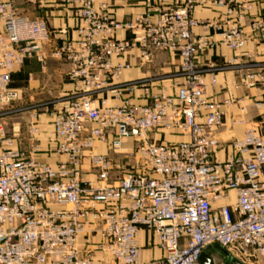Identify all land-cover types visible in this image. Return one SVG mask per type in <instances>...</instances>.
I'll list each match as a JSON object with an SVG mask.
<instances>
[{
  "label": "built area",
  "instance_id": "1",
  "mask_svg": "<svg viewBox=\"0 0 264 264\" xmlns=\"http://www.w3.org/2000/svg\"><path fill=\"white\" fill-rule=\"evenodd\" d=\"M74 1L77 39L64 38L53 55L71 64L68 76L80 89L51 112L55 151L65 156L54 167L16 148L4 121L17 111L11 107L19 98L10 86L12 72L26 59L43 56L53 33L45 19L19 13L14 0H0V108L9 106L0 110V264H96L103 261L96 253L105 250L112 261L101 264H202L201 254L214 245L232 259L264 261V134L250 126L232 141V155L215 157L222 105L233 101L206 97L218 78L212 72L207 80L198 63L202 52L220 44L239 50L249 41H264V14L246 23L250 1L174 0L167 7L148 4L145 12L119 21L98 8V0ZM201 3L226 6L234 19L226 27L216 19L198 20L193 12ZM198 25L219 38L194 34ZM122 29L132 36L118 38ZM133 47L145 55L158 49L178 54L183 82L172 93L151 94L146 81H132L116 88L120 104L98 101L108 79L128 66L115 65L113 58ZM240 85L264 88V63L249 64L235 83ZM137 88L149 102L132 101ZM160 130L187 138L152 137ZM112 134L116 163L94 151ZM127 138L135 139L129 147ZM38 151L35 144L32 152ZM120 154L133 161L110 182L115 165L125 168L117 161ZM85 172L97 186L83 178ZM141 231L155 240L161 257L143 259ZM90 234H100L99 240Z\"/></svg>",
  "mask_w": 264,
  "mask_h": 264
},
{
  "label": "crops",
  "instance_id": "2",
  "mask_svg": "<svg viewBox=\"0 0 264 264\" xmlns=\"http://www.w3.org/2000/svg\"><path fill=\"white\" fill-rule=\"evenodd\" d=\"M6 1V0H3ZM240 3L250 1L252 9L246 11L245 22L248 23L251 16L264 14V0H237ZM174 0H98L97 7L103 8L112 18L126 21L145 12L148 4L154 8L170 6ZM77 2L74 0H40L38 4L32 5L25 0H14V5L19 13L31 17H41L46 20L53 36L51 40L43 45L41 57L34 56L15 68L12 72L10 86L19 90V98L11 107L17 111L4 116L6 130L9 136L15 138L14 146L26 154L32 155L41 162L57 166L58 162L65 160V156L55 151L54 127L52 110L42 103L47 97L70 98L80 89V82L71 79L68 74L71 64L58 56L53 55L54 49L61 45L64 38L77 39V27L79 19L75 15ZM198 20H218L226 27L234 19V14H228L226 6H216L209 3L198 4L193 12ZM2 28V23H0ZM66 30L67 34L60 31ZM194 34L213 35L215 39L219 36L213 29L198 25L193 30ZM116 36L120 39L130 38L132 33L127 30H118ZM113 63L128 64L124 67L118 78L110 77L104 90L96 94L98 101L105 99L110 105L120 104L122 98L117 95L116 88L120 84L143 80L150 86L151 94L161 92L172 93L176 84L183 82L181 74V59L175 52L166 49H158L145 55L139 47L131 48L122 56H115ZM198 63L206 72L207 80L214 72L218 78L215 87H209L206 97L210 101L224 102L230 98L233 102L223 104L225 113L224 122L218 128L216 135L220 146L215 150L218 160H225L234 153L232 141L242 138L248 127L254 126L259 133L264 134V88H246L235 86L241 80L247 66L261 65L264 63V41H249L246 46L239 50H232L226 45L220 44L216 48L207 49L198 56ZM124 94L123 96H127ZM122 96V97H123ZM135 103L144 104L150 101L144 97V90L137 88L130 96ZM61 104V105H60ZM9 107V106H8ZM37 126V132H31V126ZM155 139L180 141L187 137L182 134L163 133L161 130L151 134ZM114 135L109 136V142H97L95 152L108 154L116 163V149H113L111 141ZM125 146H131L133 138L124 139ZM39 146L38 152H32L34 145ZM133 144V143H132ZM94 176L85 172L83 178L89 179ZM112 178H116V165ZM115 180V179H114ZM146 231L140 232V241L143 246L142 257L148 261L159 258L162 251L159 249L153 237ZM218 246H210L205 252L211 255L213 264H224L228 258L218 253Z\"/></svg>",
  "mask_w": 264,
  "mask_h": 264
},
{
  "label": "rangeland",
  "instance_id": "3",
  "mask_svg": "<svg viewBox=\"0 0 264 264\" xmlns=\"http://www.w3.org/2000/svg\"><path fill=\"white\" fill-rule=\"evenodd\" d=\"M66 100V98H61V99H57V98H52V97H47L42 103H46V104H44V107H48L50 110H52L53 108H55L56 106H58V105H56V104H58V102H60L61 104L64 102ZM12 104V103H11ZM60 104V105H61ZM8 107V105H6V106H3L2 108H0V110H2V109H4V108H7ZM168 132V131H167ZM126 141V140H125ZM175 141V140H174ZM177 141V140H176ZM135 142V141H134ZM131 144H132V140H131V142H130ZM135 146H136V143H135ZM117 161L120 163V164H122V165H124L125 166V168L124 167H122V168H118L117 170H116V178H111L110 179V182H113V181H115V180H117L118 179V177L121 175V173L123 172V171H125L126 169H129V167L126 165L127 163H130V162H132L133 161V156L131 155V156H129V157H125V155L124 154H120L119 156H117ZM91 173V172H90ZM90 180H92V181H95L94 182V185L95 186H97L98 184H97V182H96V178H95V176H91L90 178H89ZM115 179V180H114ZM83 235H84V233H81V238L83 237ZM91 235V238L93 239V240H99V237H100V234H90ZM217 251H218V253H220L221 255L222 254H226V251H224L223 249H217ZM143 252V251H142ZM96 257H97V259L98 258H100V259H102L103 261L102 262H104V263H110L111 261H112V256H111V254H110V252L109 251H107V250H105V251H99V252H97L96 253ZM237 260V259H236ZM238 261H240L242 264H264V261L263 260H257V261H255V262H251V261H248V260H238ZM101 261H99V262H97L96 264H101L102 263ZM220 264V263H219Z\"/></svg>",
  "mask_w": 264,
  "mask_h": 264
},
{
  "label": "water",
  "instance_id": "4",
  "mask_svg": "<svg viewBox=\"0 0 264 264\" xmlns=\"http://www.w3.org/2000/svg\"><path fill=\"white\" fill-rule=\"evenodd\" d=\"M225 255L229 258V261H231L233 264H242L240 261L229 257L228 253H226ZM201 263L202 264H213L211 255L204 251L201 254Z\"/></svg>",
  "mask_w": 264,
  "mask_h": 264
},
{
  "label": "flooded vegetation",
  "instance_id": "5",
  "mask_svg": "<svg viewBox=\"0 0 264 264\" xmlns=\"http://www.w3.org/2000/svg\"><path fill=\"white\" fill-rule=\"evenodd\" d=\"M224 264H233V263L231 261H229V258H226Z\"/></svg>",
  "mask_w": 264,
  "mask_h": 264
}]
</instances>
